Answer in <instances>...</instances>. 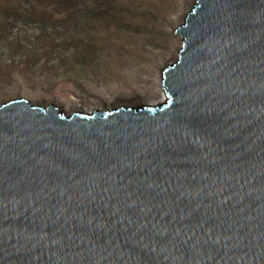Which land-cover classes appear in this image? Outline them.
Masks as SVG:
<instances>
[{
  "label": "water",
  "instance_id": "water-1",
  "mask_svg": "<svg viewBox=\"0 0 264 264\" xmlns=\"http://www.w3.org/2000/svg\"><path fill=\"white\" fill-rule=\"evenodd\" d=\"M165 101L0 105V264H264V0H196Z\"/></svg>",
  "mask_w": 264,
  "mask_h": 264
},
{
  "label": "rangeland",
  "instance_id": "rangeland-1",
  "mask_svg": "<svg viewBox=\"0 0 264 264\" xmlns=\"http://www.w3.org/2000/svg\"><path fill=\"white\" fill-rule=\"evenodd\" d=\"M191 1L0 0V105L70 99L104 110L124 75L158 91L157 68L176 54V19Z\"/></svg>",
  "mask_w": 264,
  "mask_h": 264
},
{
  "label": "bare ground",
  "instance_id": "bare-ground-1",
  "mask_svg": "<svg viewBox=\"0 0 264 264\" xmlns=\"http://www.w3.org/2000/svg\"><path fill=\"white\" fill-rule=\"evenodd\" d=\"M195 2H196V0H194L193 3H192V1L187 2V5H186L187 9L191 5L188 12L191 10V8L195 4ZM185 9L186 8H184V10L180 16L181 18L176 19V20H178L177 24L179 26H181L185 21V17L187 14ZM176 36H179L181 38V39H179L178 46L176 47V51H175L176 54L170 55L169 52H166L165 55L166 54L167 55H166V58H164L162 61L163 64L161 66H159V68H157V69H159L158 77L160 80V82L158 83V87H159L158 91H156V92L154 90H152V91L150 90L151 92L146 91V88L148 87V84H149V80L147 78L137 77L134 75H131L129 77L128 75H124L123 83L125 85H121V86L125 87V88L118 86L114 90V95L111 98V102H113L111 105V108H106L105 106H102V105L100 106V108H103L104 110H109V109H113L115 107L124 105L122 103H127V105L132 103L131 105H137L136 103L143 102V101L146 102V105L149 104V106L163 103L165 101V93H164V89H163V88H165V86L162 84V81H163L162 72L169 64L176 61L178 51H179L181 44L183 42V36H181L179 34H176ZM177 40H178V38H177ZM175 41H176V39L173 40V42H175ZM170 42L171 41L168 40L169 44H170ZM170 61H172V62H170ZM150 83L154 84V82L152 80H150ZM24 98H26V97H24ZM124 98H125V100H124ZM59 105H60L61 109L65 110V111H72L78 107L84 108V109L86 108V109H90V110L91 109L98 110L97 105H94V104L82 105L78 102H75V101L73 102V100H70V99L61 101Z\"/></svg>",
  "mask_w": 264,
  "mask_h": 264
}]
</instances>
